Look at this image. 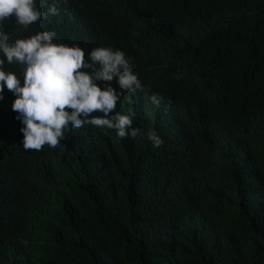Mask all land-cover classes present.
Listing matches in <instances>:
<instances>
[{"label":"trees","instance_id":"obj_1","mask_svg":"<svg viewBox=\"0 0 264 264\" xmlns=\"http://www.w3.org/2000/svg\"><path fill=\"white\" fill-rule=\"evenodd\" d=\"M70 2H47L59 15L27 30L5 21L9 43L55 31L56 44L133 56L153 89L146 104L163 101L136 118L163 144L124 147L90 126L25 150L5 88L0 264H264V0ZM81 11L95 39L81 35ZM0 59L23 86V65Z\"/></svg>","mask_w":264,"mask_h":264},{"label":"clouds","instance_id":"obj_2","mask_svg":"<svg viewBox=\"0 0 264 264\" xmlns=\"http://www.w3.org/2000/svg\"><path fill=\"white\" fill-rule=\"evenodd\" d=\"M42 0L46 12L37 7L36 0H0V52L9 64L23 65V86L12 72H5V61L0 59V100L5 88L15 99L12 110L24 125L25 150L40 151L45 145L56 148L65 140V132L76 137L90 126L113 129L114 136L124 147H133L135 141L147 138L153 147L162 146V139L154 132H147L136 118L138 107H158L163 101L153 95L147 105V94L153 89L134 73L136 60L123 51L112 48H95L94 41L84 44H56L55 31H42L28 39L9 43L3 23L15 17V23L27 30L42 18L59 15L56 3L51 6ZM62 9L73 6L70 0H57ZM81 35L90 38L100 26L87 23L81 11ZM115 81V83H113ZM149 99V100H150ZM133 111V115H129ZM176 109L168 106L165 115L174 119ZM150 130L153 128L145 122Z\"/></svg>","mask_w":264,"mask_h":264}]
</instances>
